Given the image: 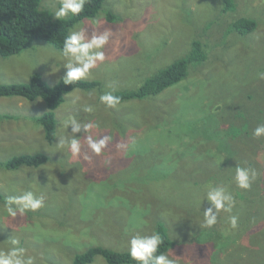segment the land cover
<instances>
[{
    "label": "rangeland",
    "instance_id": "obj_1",
    "mask_svg": "<svg viewBox=\"0 0 264 264\" xmlns=\"http://www.w3.org/2000/svg\"><path fill=\"white\" fill-rule=\"evenodd\" d=\"M233 2L234 9L225 11L221 0H104L94 18L74 25L89 35L112 33L103 49L105 60L83 79L99 81L100 88L64 96L53 110V144L34 121L47 110L42 98H0V163L18 155L48 158L37 168L0 166V249L15 237L35 264H71L93 246L128 251L130 237L151 234L156 221L175 242L165 254L177 257V264H246L250 232L264 245L262 226L238 237L229 227L222 228L228 238L220 230L204 234L217 229L203 224L202 212L210 207L204 195L213 186L205 178L220 177L230 183L224 187L232 194L240 189L234 180L237 165L264 177V137L253 136L264 124V79L259 78L264 73V0ZM39 6L54 16L60 2L41 0ZM108 13L117 18L107 21ZM240 18L254 20L255 29L235 31ZM194 41L206 58L190 64L178 84L112 109L99 103V95L111 91L109 83L115 82L114 93L136 90L185 57ZM65 62L62 50L34 41L0 59V84H24L36 72L52 86L66 75ZM87 105L94 106L93 112L83 111ZM71 116L95 123L92 135L110 137L103 155L89 152L92 159L85 162L67 147H57L58 138L72 132L65 127ZM75 136L83 139L85 133ZM23 190L43 194L45 204L12 218L3 209L5 197ZM90 264L107 263L96 256Z\"/></svg>",
    "mask_w": 264,
    "mask_h": 264
},
{
    "label": "trees",
    "instance_id": "obj_2",
    "mask_svg": "<svg viewBox=\"0 0 264 264\" xmlns=\"http://www.w3.org/2000/svg\"><path fill=\"white\" fill-rule=\"evenodd\" d=\"M40 1L41 0H0V59L19 54L28 48L34 41H42L56 49L62 50L64 38L70 33V29L82 20L94 18L99 13L104 2V0H87L84 11L80 15H70L67 18L56 20L49 10L40 8ZM221 1L223 10L234 9L233 0ZM116 18L117 17L112 13L106 15V19L109 22L114 21ZM255 27L256 23L254 20L247 18H240L233 24L234 30L240 34H248L252 32ZM205 58L206 55L202 49L201 43L194 41L191 44V50L185 57L173 61L167 67L147 78L138 89L116 92L114 95L121 98V103L134 99L142 100L159 95L167 88L178 84L186 78L190 64L201 63ZM100 85L101 83L99 81H88L83 79L71 84H65L61 79L51 86L43 80L39 73L35 72L30 75L27 83L0 84V98L20 97L28 101L42 98L46 104L47 110L42 115L34 118V121L42 125L46 142L48 144H53L56 131V120L53 110L64 101V96L75 89L87 91L98 89ZM227 156L233 157L235 155ZM47 159V156L44 154L18 155L11 157L4 163H0V166L6 170H15L22 166L37 168L44 164ZM204 180L212 182L213 186H226L230 184L224 183L223 179L216 176H209ZM232 194L236 201L233 214L239 217L238 227L235 229L237 237L249 228L264 227V177H257L255 175L249 189L236 188ZM239 205L242 206L238 208ZM219 218H221V220H218L219 223L216 224V231L206 230L204 231L206 236H214L218 234L217 230H220L221 237H230L229 233L225 234L222 231L224 227L231 228L227 222V214L224 213L221 217L219 215ZM154 231L159 232L163 237V244L159 248L158 253H166L174 246V240H172L166 226L161 221L155 222ZM263 231L264 228L262 232ZM253 233L255 232H250L248 234L251 249L250 252L247 253V257L244 261H246V264H264V245L256 238V233ZM255 246L261 247V249L258 250L259 252L256 250ZM96 256L103 258L107 264H136V262L132 261L129 257L128 251H115L103 246L89 247L82 253L76 254L71 264H90Z\"/></svg>",
    "mask_w": 264,
    "mask_h": 264
},
{
    "label": "clouds",
    "instance_id": "obj_3",
    "mask_svg": "<svg viewBox=\"0 0 264 264\" xmlns=\"http://www.w3.org/2000/svg\"><path fill=\"white\" fill-rule=\"evenodd\" d=\"M60 6L54 12V18L60 20L71 16H78L84 11L87 0H59ZM98 23V21H93ZM88 30L79 25L64 38L62 56L66 62L63 68L66 69V75L63 77L65 84H71L76 81L85 79L91 75V70L97 66L98 62L105 60L103 51L105 45L109 43V37L112 35L110 30L101 33L92 32L88 34ZM259 78L264 79V73H259ZM106 87L111 91H106L99 95V103L112 109L121 103V98L113 93L116 91L115 82H111ZM94 106L87 105L83 111L91 113ZM66 128L71 127L72 132L67 138H58L57 147L70 151L73 157H79L85 162H90L92 153L95 156H101L105 153L110 137L92 135V130L97 125L91 121L82 122L75 116L68 118L65 125ZM83 130L85 136L83 139L75 136V133ZM255 138L264 137V124H259L253 131ZM118 148L124 147L117 145ZM255 177V171L240 167L235 168V183L240 189H249L251 181ZM204 200L208 202L210 207L204 209L203 224L206 227H212L218 223L221 212L227 214V222L232 229L238 227V215L233 214L236 207V201L231 192L222 185L209 186L205 192ZM45 204L43 194H36L32 190H23L16 195H8L5 197L3 209L8 216L15 218L24 216L27 212H35L42 208ZM163 244V237L157 231L151 234L136 233L128 240V255L136 264H177V257L165 253H158L159 248ZM0 264H35V257L28 254V250L20 245L19 239L11 237L8 239L6 249H0Z\"/></svg>",
    "mask_w": 264,
    "mask_h": 264
}]
</instances>
